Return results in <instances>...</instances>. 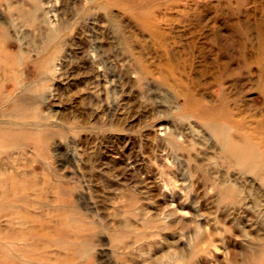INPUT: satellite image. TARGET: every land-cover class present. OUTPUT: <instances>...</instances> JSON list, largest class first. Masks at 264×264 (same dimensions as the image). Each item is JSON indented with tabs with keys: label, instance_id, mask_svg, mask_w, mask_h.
Here are the masks:
<instances>
[{
	"label": "rangeland",
	"instance_id": "obj_1",
	"mask_svg": "<svg viewBox=\"0 0 264 264\" xmlns=\"http://www.w3.org/2000/svg\"><path fill=\"white\" fill-rule=\"evenodd\" d=\"M0 263L264 264V0H0Z\"/></svg>",
	"mask_w": 264,
	"mask_h": 264
},
{
	"label": "bare ground",
	"instance_id": "obj_2",
	"mask_svg": "<svg viewBox=\"0 0 264 264\" xmlns=\"http://www.w3.org/2000/svg\"><path fill=\"white\" fill-rule=\"evenodd\" d=\"M229 148L232 149L234 152L237 153L238 159L241 162L244 161H249L251 159H255L256 157V152L255 149L248 143L244 144V145H237L234 143H229ZM17 218V217H16ZM26 219V218H25ZM23 221V219H22ZM26 222V220H25ZM14 224V223H13ZM8 225V224H7ZM10 225V224H9ZM13 252V251H12ZM10 254V253H9ZM12 255V254H11ZM1 264V263H0Z\"/></svg>",
	"mask_w": 264,
	"mask_h": 264
}]
</instances>
